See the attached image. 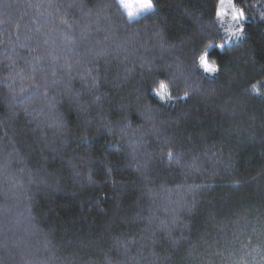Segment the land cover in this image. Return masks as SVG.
<instances>
[{
    "label": "trees",
    "instance_id": "trees-1",
    "mask_svg": "<svg viewBox=\"0 0 264 264\" xmlns=\"http://www.w3.org/2000/svg\"><path fill=\"white\" fill-rule=\"evenodd\" d=\"M151 2L0 0V264H264V0Z\"/></svg>",
    "mask_w": 264,
    "mask_h": 264
},
{
    "label": "snow or ice",
    "instance_id": "snow-or-ice-1",
    "mask_svg": "<svg viewBox=\"0 0 264 264\" xmlns=\"http://www.w3.org/2000/svg\"><path fill=\"white\" fill-rule=\"evenodd\" d=\"M120 3L125 9H127L129 17L138 15L142 11L151 10L153 7L151 0H137V4L135 6H130L126 0H120ZM229 10L231 13V20L234 22V27L235 25H239V27H235V31L233 32V35L236 36V33H242L244 30V26L241 23L244 13L235 7L233 0H219V8L216 14L220 18L221 22H223L225 16L229 14ZM229 39H231V37H229ZM218 47H223V45H218ZM207 56L208 54L205 53L200 57V66L206 73H215L217 69L208 63ZM252 88L256 91L257 85H253ZM160 89L161 91L157 94L160 95L161 99H163L167 92V85L161 83ZM185 95H187V93H185ZM168 155L171 156L172 153L169 152Z\"/></svg>",
    "mask_w": 264,
    "mask_h": 264
},
{
    "label": "rangeland",
    "instance_id": "rangeland-1",
    "mask_svg": "<svg viewBox=\"0 0 264 264\" xmlns=\"http://www.w3.org/2000/svg\"><path fill=\"white\" fill-rule=\"evenodd\" d=\"M126 2L129 3L130 6H135V5L137 4V0H126ZM233 2H234V0H233ZM152 9H153V7H152ZM152 9H151V10H152ZM151 10L142 11V12H140L138 15H134V16H132V17H130V18L134 19V18H136V17H138V16H140V15H143V14H146V13L150 12ZM219 19H220V18H219ZM220 21H221V20H220ZM241 21H242V20H241ZM223 23H225V24L228 25V26L233 27L234 22L231 20V13H230V10H229V14L225 16ZM237 26H238V25H235V27H237Z\"/></svg>",
    "mask_w": 264,
    "mask_h": 264
},
{
    "label": "clouds",
    "instance_id": "clouds-1",
    "mask_svg": "<svg viewBox=\"0 0 264 264\" xmlns=\"http://www.w3.org/2000/svg\"><path fill=\"white\" fill-rule=\"evenodd\" d=\"M233 27H234V25H233ZM240 35V33H236V36H239Z\"/></svg>",
    "mask_w": 264,
    "mask_h": 264
}]
</instances>
